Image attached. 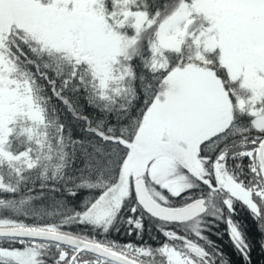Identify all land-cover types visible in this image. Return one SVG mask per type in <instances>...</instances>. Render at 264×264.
Listing matches in <instances>:
<instances>
[{"label": "snow or ice", "instance_id": "snow-or-ice-1", "mask_svg": "<svg viewBox=\"0 0 264 264\" xmlns=\"http://www.w3.org/2000/svg\"><path fill=\"white\" fill-rule=\"evenodd\" d=\"M0 264H264V0H0Z\"/></svg>", "mask_w": 264, "mask_h": 264}]
</instances>
